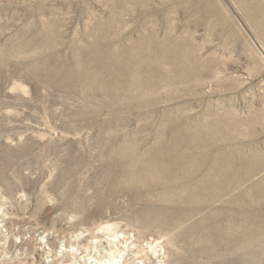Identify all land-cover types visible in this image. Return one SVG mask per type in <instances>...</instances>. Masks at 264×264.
<instances>
[{"label":"rangeland","instance_id":"obj_1","mask_svg":"<svg viewBox=\"0 0 264 264\" xmlns=\"http://www.w3.org/2000/svg\"><path fill=\"white\" fill-rule=\"evenodd\" d=\"M0 68V264H264V0H0Z\"/></svg>","mask_w":264,"mask_h":264},{"label":"bare ground","instance_id":"obj_2","mask_svg":"<svg viewBox=\"0 0 264 264\" xmlns=\"http://www.w3.org/2000/svg\"><path fill=\"white\" fill-rule=\"evenodd\" d=\"M262 1V0H261ZM249 3V2H248ZM257 6V5H256ZM255 7V6H254ZM71 10V9H70ZM110 13V12H109ZM263 13V12H262ZM123 14V13H122ZM128 14V13H127ZM253 14V13H252ZM219 15V14H218ZM112 16V15H111ZM117 16V15H116ZM56 17V16H55ZM114 18V17H113ZM51 29V28H50ZM92 33V32H91ZM119 34V33H118ZM82 36H80V38H81ZM90 37V36H89ZM51 42V41H50ZM49 43V42H48ZM90 44V43H89ZM52 45V44H51ZM114 50V49H113ZM118 50V49H117ZM195 51V50H194ZM54 54V53H53ZM138 56V55H137ZM49 57V56H48ZM95 57V56H94ZM93 57V58H94ZM121 57V56H120ZM92 58V57H91ZM91 58H89V59H91ZM137 58V57H136ZM186 58H188V57H186ZM186 58H185V60H186ZM123 60V59H122ZM131 60V59H130ZM129 61V60H128ZM107 62H108V60H107ZM125 61H123V63H124ZM105 63V62H104ZM132 63V62H131ZM90 64V63H89ZM105 65V64H104ZM125 65V64H124ZM127 65H128V63H127ZM100 67H102V66H100ZM110 67V66H109ZM122 67H124V66H122ZM132 67V66H131ZM130 67V68H131ZM134 67V66H133ZM103 68V67H102ZM125 68V67H124ZM79 69V68H78ZM140 69V68H139ZM0 70H1V68H0ZM74 70V69H73ZM122 70H124V69H122ZM190 70V69H189ZM120 71H121V69H120ZM55 72V71H54ZM78 72V71H77ZM83 72V71H82ZM125 72V71H124ZM126 72H127V70H126ZM56 73V72H55ZM130 73V72H129ZM192 73V72H191ZM120 74H122L123 75V73H120ZM81 76H83V75H81ZM126 76V75H125ZM106 78V77H105ZM94 79V78H93ZM120 79V78H119ZM130 79V78H129ZM128 79V80H129ZM132 79H134V78H132ZM66 80V79H65ZM105 80V79H104ZM127 80V79H126ZM120 81V80H119ZM127 82V81H126ZM84 83V82H83ZM129 83V82H128ZM135 83H136V81H135ZM134 84V83H133ZM85 85V84H84ZM130 85V84H129ZM72 86V85H71ZM135 86H136V84H135ZM126 87V86H125ZM133 87V86H132ZM151 91V90H150ZM89 94V93H88ZM132 95V94H131ZM107 97V96H106ZM110 97V96H109ZM89 98V97H88ZM93 98V97H92ZM87 99V98H86ZM90 99V98H89ZM96 100V99H95ZM92 101H93V99H92ZM129 102V101H128ZM87 110H88V108H87ZM87 112V111H86ZM186 136V135H185ZM186 143V142H185ZM166 146V145H165ZM183 149V148H182ZM181 149V150H182ZM184 150V149H183ZM166 152V151H165ZM172 152V151H171ZM174 152V151H173ZM170 153V152H169ZM176 153V152H175ZM147 154V153H146ZM165 154V153H164ZM168 154V153H167ZM182 154V153H181ZM100 155V154H99ZM117 157V156H116ZM177 158V157H176ZM164 159V158H163ZM145 161V160H144ZM143 161V162H144ZM134 162V161H133ZM142 162V163H143ZM182 161H178L177 163H181ZM140 163V162H139ZM143 165V164H142ZM142 165H141V167H142ZM146 167V166H145ZM144 168V167H143ZM147 170H148V167L146 168ZM138 170V169H137ZM138 172V171H137ZM136 172V173H137ZM123 174V173H122ZM138 174H139V172H138ZM134 175V174H133ZM126 176V175H125ZM185 180V179H184ZM210 183V182H209ZM214 186V185H213ZM117 191V190H116ZM183 191V190H182ZM174 195V194H173ZM109 227L110 226H104V227H101L100 228V232H106V231H108V229H109ZM97 231V230H96ZM91 232V231H90ZM93 232V231H92ZM91 232V233H92ZM96 233V232H95ZM93 234V233H92ZM107 234V233H106ZM94 236V235H93ZM83 238V237H82ZM94 238V237H93ZM92 240H94V239H92ZM89 248V247H88ZM112 251V250H111ZM122 251H123V248H122ZM262 250H260V252H261ZM255 252V251H254ZM123 253H124V251L123 252H119L118 253V255L117 256H113V258L112 259H108V260H106V261H102V262H97L98 264H122L121 263V260H124V259H122V257H123ZM50 254V253H49ZM56 255V254H55ZM57 256V255H56ZM256 255H254V257H255ZM82 257V256H81ZM253 257V258H254ZM251 258V257H250ZM258 258H260V257H255V259L256 260H254V261H252V263L251 264H259L260 262H258L259 260H258ZM63 259V258H62ZM65 259V258H64ZM91 259V258H90ZM249 259V258H248ZM83 261V260H82ZM88 261V260H87ZM77 262H78V260H77ZM95 262V261H94ZM123 262H126L125 260L123 261ZM244 262V261H243ZM246 262H248V261H246ZM96 263V262H95ZM83 264V263H82ZM88 264V263H87ZM241 264H244V263H241Z\"/></svg>","mask_w":264,"mask_h":264}]
</instances>
